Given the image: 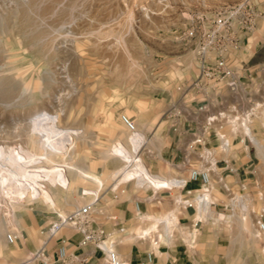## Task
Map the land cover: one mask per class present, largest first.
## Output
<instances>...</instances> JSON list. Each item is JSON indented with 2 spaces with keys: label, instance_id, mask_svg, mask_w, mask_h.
Returning <instances> with one entry per match:
<instances>
[{
  "label": "rangeland",
  "instance_id": "obj_1",
  "mask_svg": "<svg viewBox=\"0 0 264 264\" xmlns=\"http://www.w3.org/2000/svg\"><path fill=\"white\" fill-rule=\"evenodd\" d=\"M235 1L0 0V168L10 169L1 158L20 147L37 156L29 165H46L53 172H46L39 186L27 185L23 192H16L17 177L7 179L0 172V202L8 209L11 201L10 228L15 235L14 242L8 243L2 224L0 264H19L41 244L46 228L59 214L87 201L96 199L94 218L108 226L106 211L125 194L119 186L136 183L135 178L114 182L113 172L124 162L112 148L127 144L131 134L122 115L144 134L136 158L151 173L168 178L151 169L157 161L142 153L150 157L148 150L157 144L150 137L152 129L160 121L168 124L170 111L181 108L184 88L198 70L194 44L183 38L182 31L200 25L221 4ZM250 2L264 16V0ZM229 57L249 66L264 64V35L245 40ZM39 124L59 126L62 144L53 147L43 141L36 131ZM255 131L264 144V127L259 122ZM45 145L47 160L42 158ZM250 158V168L241 171L248 181L246 192L258 208L264 206V148L262 155L256 149ZM76 168L97 179L81 176ZM210 180L212 197L226 202L214 173ZM227 182L238 190L233 177ZM195 206L192 202L193 211ZM229 214L217 205L200 219L208 226L240 227L246 248L255 246L260 240L252 235L251 221L239 222ZM159 235L164 240L161 231ZM177 236L180 241L189 237L184 228ZM56 238L57 242L68 239L69 250L74 249L69 228L51 242ZM117 251L123 258L124 250Z\"/></svg>",
  "mask_w": 264,
  "mask_h": 264
},
{
  "label": "built area",
  "instance_id": "obj_2",
  "mask_svg": "<svg viewBox=\"0 0 264 264\" xmlns=\"http://www.w3.org/2000/svg\"><path fill=\"white\" fill-rule=\"evenodd\" d=\"M258 16L259 10L255 5L250 0H242L206 17L200 25L195 23L182 31L183 38L193 42L198 62L197 73L185 86L181 108L177 110L178 117L189 128L182 161L185 165L193 157L197 164L189 169L185 178L175 176L166 182L159 181L157 185L145 178L147 182L135 185L158 190L183 189L189 182L199 183L200 192L193 200L182 201L185 207L194 202L202 216L208 217L212 208L222 205L224 211L230 212L228 216L239 222L250 220L253 237L264 240V206L256 208L252 204L246 192L248 181L240 170L252 165L250 153L256 152L253 141L257 135L256 123L264 127V64L253 69L229 57L247 40L239 32H252ZM121 120L131 132L134 131L135 126L125 115ZM142 147L143 139H140L137 154ZM231 152L243 153L246 162L238 164L239 158L228 157ZM219 167L228 169L239 179L236 191L222 174L216 175L215 182L225 193L226 202L212 197L214 184L210 173H216ZM10 202L9 199L8 209L4 201L0 202V227L3 224L7 242L13 243L15 235L10 226L14 212ZM95 205L96 199L90 200L62 216L58 215L46 228L41 244L19 264H86L97 252L105 264H125L116 249L118 240L115 233L96 222ZM219 215L223 214L218 213L219 220H223ZM63 228L72 229L77 234L75 247L69 250L68 239L63 238L52 256L50 242ZM123 231L124 227L117 229L119 233ZM84 248L90 250L83 253ZM151 260L152 255L148 253L147 261Z\"/></svg>",
  "mask_w": 264,
  "mask_h": 264
},
{
  "label": "crops",
  "instance_id": "obj_3",
  "mask_svg": "<svg viewBox=\"0 0 264 264\" xmlns=\"http://www.w3.org/2000/svg\"><path fill=\"white\" fill-rule=\"evenodd\" d=\"M241 1L223 3L219 6L220 10ZM239 34L247 40L264 35V16L256 18V28L252 32H239ZM250 67L254 69L256 66ZM178 115L177 110L172 109L168 115L171 118L169 123L163 125L160 121L152 129L150 137L156 139L157 144L148 150L150 157L142 153L143 156L145 154L146 159L157 161V164L151 163V169L156 173H164L168 178L175 176L185 178L189 169L197 164L193 157L185 165L182 161L185 153L184 144L189 139V128ZM163 139L166 141L164 145L160 144ZM237 154L238 164L245 163V155ZM242 169L247 168H240ZM217 174H222L225 181L229 176L233 177L235 185L239 181L237 176L222 167L216 168L214 175ZM215 185L221 191L220 185L217 183ZM119 188L121 193L125 192V194H120L116 204L106 211L108 219L110 216L114 217L109 219L110 223L106 228L115 233L118 240L117 250H124L122 259L125 264H264V240L246 248L244 232L240 227L208 226L200 219L201 211L197 208L193 211L191 205L185 207L182 204L183 200L191 201L200 192L199 183L189 182L183 189L153 190L136 185L133 187L127 182L121 184ZM176 216H178L177 222H175ZM180 220L184 223H180ZM119 227H124V231L117 232ZM183 228L187 230L189 237L180 241L177 234ZM69 230L76 242L77 234L72 229ZM146 231L149 232L143 234ZM160 231L165 241L160 238ZM57 241L58 239H55L53 243L50 242L49 250L52 256ZM89 250L90 248H84L82 252L87 253ZM148 253L152 254L151 262L147 261ZM101 260L104 259L97 252L86 264H101Z\"/></svg>",
  "mask_w": 264,
  "mask_h": 264
},
{
  "label": "bare ground",
  "instance_id": "obj_4",
  "mask_svg": "<svg viewBox=\"0 0 264 264\" xmlns=\"http://www.w3.org/2000/svg\"><path fill=\"white\" fill-rule=\"evenodd\" d=\"M36 131L37 133L39 132V135L42 136L43 141L48 142L49 145L53 147H58L59 145L62 144V142L60 141V138H62V134L59 133L61 131L59 126L39 124L36 127ZM143 135L144 134L141 131L136 130L134 128V131L131 132L129 138L127 139L128 140L127 144L122 143L120 145L113 146L112 153L117 155L122 160V162H124V164L120 166L119 169L113 172L115 183H121L131 178H135L134 180L136 184H139L140 182H147L145 181V178H147L150 183H152L153 185H157L159 181L166 182L171 179V178L170 179L163 178L162 176H158V175H152L151 172L142 164L140 158L139 157L136 158L137 156L136 153L138 150L140 139H143L144 142ZM253 141L255 143L258 153L262 155L263 154L262 144L255 136L253 137ZM5 154H6L5 157H2L1 160L4 161L5 163L8 162L10 169L8 168V170H6L5 168H0V172L7 179L12 180L15 177L18 178L17 180L20 182V186L16 188L17 189L16 192H21V191L23 192L29 189L27 185L39 186L40 184L39 181L42 179V175L45 174L46 172H51L50 168L46 165L45 166L29 165L30 164L29 162L36 159L37 156H35L33 153H31L28 150L19 147L18 149L8 150L7 153ZM42 158L44 160L50 158V155L47 153L46 150V145H45V149L43 148ZM83 170H79L77 168L74 169V171L80 174L81 176L97 179V177L91 176L86 171ZM59 215L62 216V214ZM219 217L223 218L224 216L219 215ZM165 221H167V218H165ZM147 232L149 231H146L143 234H146Z\"/></svg>",
  "mask_w": 264,
  "mask_h": 264
}]
</instances>
